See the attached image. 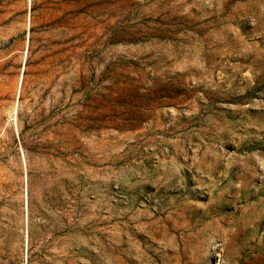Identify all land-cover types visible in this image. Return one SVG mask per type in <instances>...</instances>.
<instances>
[{
    "label": "rangeland",
    "instance_id": "rangeland-1",
    "mask_svg": "<svg viewBox=\"0 0 264 264\" xmlns=\"http://www.w3.org/2000/svg\"><path fill=\"white\" fill-rule=\"evenodd\" d=\"M0 264H264V0H0Z\"/></svg>",
    "mask_w": 264,
    "mask_h": 264
},
{
    "label": "bare ground",
    "instance_id": "bare-ground-1",
    "mask_svg": "<svg viewBox=\"0 0 264 264\" xmlns=\"http://www.w3.org/2000/svg\"><path fill=\"white\" fill-rule=\"evenodd\" d=\"M261 194V193H260Z\"/></svg>",
    "mask_w": 264,
    "mask_h": 264
}]
</instances>
